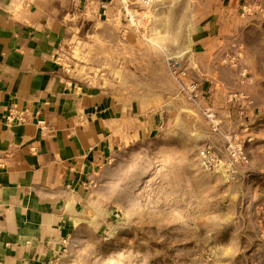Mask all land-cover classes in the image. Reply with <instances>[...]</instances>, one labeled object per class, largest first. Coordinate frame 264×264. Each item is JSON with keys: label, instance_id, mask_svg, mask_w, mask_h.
<instances>
[{"label": "crops", "instance_id": "1", "mask_svg": "<svg viewBox=\"0 0 264 264\" xmlns=\"http://www.w3.org/2000/svg\"><path fill=\"white\" fill-rule=\"evenodd\" d=\"M104 1L0 0V264L52 263L94 200L124 196L158 149L187 169L202 114L166 56L233 127L262 80L264 16L241 15L260 0ZM12 105L27 124L6 122Z\"/></svg>", "mask_w": 264, "mask_h": 264}, {"label": "rangeland", "instance_id": "2", "mask_svg": "<svg viewBox=\"0 0 264 264\" xmlns=\"http://www.w3.org/2000/svg\"><path fill=\"white\" fill-rule=\"evenodd\" d=\"M259 3L254 14L264 16ZM251 59L262 80L238 105L244 124L202 115L187 169L158 149L156 164L125 182L124 196L114 189L94 200L86 227L50 264H264V38Z\"/></svg>", "mask_w": 264, "mask_h": 264}, {"label": "built area", "instance_id": "3", "mask_svg": "<svg viewBox=\"0 0 264 264\" xmlns=\"http://www.w3.org/2000/svg\"><path fill=\"white\" fill-rule=\"evenodd\" d=\"M108 1L105 0L101 7L106 9L108 5ZM261 4H249L245 3L241 7V15L243 17L254 14L255 10L260 9ZM166 68L174 80V82L178 85L181 93L184 95L185 99L192 104V106L203 116H205L212 123L217 118L215 112L211 109L205 107L201 101V92L199 89V85L189 80L188 70L184 67L182 63L177 61L176 59L166 56L165 57ZM31 119L30 113L27 110H21L16 105H12L8 108L7 113L5 115V120L8 124H27ZM0 166H2V162H0Z\"/></svg>", "mask_w": 264, "mask_h": 264}]
</instances>
